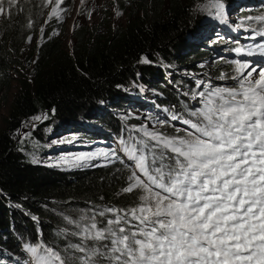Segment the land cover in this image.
<instances>
[{"label": "trees", "instance_id": "obj_1", "mask_svg": "<svg viewBox=\"0 0 264 264\" xmlns=\"http://www.w3.org/2000/svg\"><path fill=\"white\" fill-rule=\"evenodd\" d=\"M107 1L103 15L110 16L114 6L126 23L113 27L105 20L106 33L77 26L70 50L55 35L58 19L49 18L44 0H16L0 12V105L11 100L8 115L0 119V264H31L24 243L43 241L61 253L79 243L67 234L74 226L65 216L79 219L94 208L128 209L138 203V194L122 192L128 172L120 163L103 166L99 158L76 163L62 153L103 147L120 152L121 140L142 137L141 116L126 112L132 108L151 119L158 115L154 110L168 109L169 124L174 123L169 114L187 118L198 107L190 99L201 90L197 81L236 87L233 79L220 80L221 73L235 76L232 58L245 56L256 39V46H264L260 22L245 21L264 12V0H221L222 10L215 0ZM230 14L238 17L235 24L227 20ZM232 26L252 29L256 38L245 31L238 35H249V41L237 38ZM142 57L151 63H141ZM146 88L153 98L144 97ZM45 114L46 120H31ZM25 129L31 135L22 140ZM58 138L69 143L57 147L51 141ZM106 218L97 216L98 226Z\"/></svg>", "mask_w": 264, "mask_h": 264}, {"label": "snow or ice", "instance_id": "obj_2", "mask_svg": "<svg viewBox=\"0 0 264 264\" xmlns=\"http://www.w3.org/2000/svg\"><path fill=\"white\" fill-rule=\"evenodd\" d=\"M5 3L16 0H0V12ZM65 4L44 0L51 6L49 18L66 12ZM214 6L223 9L221 0ZM248 19L264 22V15ZM256 47L264 56V47ZM141 63L151 61L142 57ZM234 63L236 75L221 73L219 79H233L236 87L197 81L201 90L190 99L199 106L187 118L169 114V120L186 126L173 125L177 135L142 128L140 139L120 141V152L75 157L76 163L99 156L103 166L123 165L128 174L122 192L138 194V203L128 209L94 208L79 219L63 217L74 226L65 231L79 243L63 253L43 241L24 243L31 264H264V66ZM42 119L47 114L31 118ZM97 216L108 217L104 226H98Z\"/></svg>", "mask_w": 264, "mask_h": 264}, {"label": "rangeland", "instance_id": "obj_3", "mask_svg": "<svg viewBox=\"0 0 264 264\" xmlns=\"http://www.w3.org/2000/svg\"><path fill=\"white\" fill-rule=\"evenodd\" d=\"M71 1L72 2L74 1V3H75V6L73 8H70L67 3L65 5L61 6V7H65L66 6L67 11L64 12V13H61L59 18L56 17L58 19L56 22L59 24V27H57L55 29V35H59V36L62 37V39L65 41V48L67 50H70L72 45L74 44L75 39H74L73 33H74L75 29L77 28V26L98 27V29L100 30L101 33H106L107 27L104 24L105 20L109 21L108 24L113 26V27H117L119 25L125 24L126 21H127V17L114 6L110 7V9H111L110 16H108L106 18L103 15L105 6L109 5V2L107 0H86V3L84 5L81 4V0H71ZM50 8H51V6H50ZM236 9L237 8H233L231 10V12H234ZM254 9H257V8H254ZM89 10H91L90 17H89ZM117 12L122 13V15L118 16L116 14ZM63 14H65V15H63ZM260 15H264V12L257 13L255 16H250V17H256V16H260ZM237 19H238L237 16L235 17V16H232L231 14L229 16H227V20L229 22H232V24H235ZM245 21L253 22V23L254 22H258V21H253V20H249V19H246ZM64 27L66 29H62ZM232 27L235 28L234 26H232ZM256 27H259L262 30H264V22H260ZM251 30L252 29L246 30L244 28L243 30H241L240 33H243L244 31L251 33ZM230 31L233 32V29H230ZM233 35L235 37H237V38H242L245 41V39L243 38L242 35L241 36L238 35V34L237 35L233 34ZM251 35L254 36V33H251ZM246 36H249V35H246ZM40 37H41V34H40V36L38 38L36 37L35 42H38L40 40ZM33 41L34 40H31V42H33ZM215 51L219 52V50H215ZM218 54H217V57H220L221 55H218ZM213 58L214 57H210V59L207 61L208 64H211L210 68L213 67L212 66L213 65L212 64L213 63V61H212ZM231 61L233 62V64H231V65L234 67L233 73H234V75H236L235 69H236V67L238 65H237V63H234V62L250 61V58L249 57H244V56L242 57V56L237 54V56H234ZM253 75H255V74H253ZM132 91H134V90H132ZM143 92H144L143 95H144L145 98L146 97L153 98L152 97L153 93H152V89L151 88H146V89L143 90ZM138 102L143 103L142 101H138ZM144 102H147V101H144ZM140 103H134V105L138 106V107H140L142 109H145V107H144L145 105L144 104H140ZM10 105H11V100H9L8 102H2L1 103V105H0V119L1 120H4V118L8 115V112H9V109H10ZM128 105L130 106L131 104H128ZM147 105H149V103ZM126 112L129 115L133 114V113H136L139 116H141L143 125L140 126V128L138 129V131L141 133V135H143L142 132L140 131L142 128H144L146 130H153L155 128V129H157L159 131L164 132L165 135H177V133L173 129V125L175 127H177V128L186 127L185 125H182V124L174 121V123H172V122L170 124L168 123L170 126H169V129L165 132L163 130H166V128H168V127L166 125L162 126V125H160L157 122L158 119L159 120H166V118H165L166 117V113L165 112H162V111L158 112V111L154 110V112L158 113V115L155 118H152V119L148 117L149 115L147 114V112L141 111V110L136 109V108L129 109V112H128V110H126ZM123 114H125V111L123 112ZM180 126H182V127H180ZM26 132H27V129H25V131H23V133H26ZM103 135L105 137H107L109 135L108 130L104 131ZM51 143L57 145V147L63 148L64 145L68 144L69 142L68 141H62V138H58V139L52 140ZM109 149H111V148L103 147V148H99L97 150H90V151L81 150V151L74 152V153H62V154L70 155L71 158H73L75 160V157H78V156H80L82 154H96V153H98L100 151H108ZM113 149L116 150L117 147L113 148ZM61 157L62 156L60 155V156H57V159L53 158L52 164H54V161L58 160V158H61ZM96 158H99L102 161L104 159L103 157H99V156H96ZM83 161H87V160H81L79 162H83Z\"/></svg>", "mask_w": 264, "mask_h": 264}, {"label": "bare ground", "instance_id": "obj_4", "mask_svg": "<svg viewBox=\"0 0 264 264\" xmlns=\"http://www.w3.org/2000/svg\"><path fill=\"white\" fill-rule=\"evenodd\" d=\"M250 2H252V3H256L254 0H252V1H250ZM230 12H231V11H230ZM230 12H229V13H230ZM241 30H243V29H241L239 26H235V28L233 29V33L236 31L237 34H240ZM245 38H246V39H249L250 36H246ZM144 103L148 104L147 102H144Z\"/></svg>", "mask_w": 264, "mask_h": 264}]
</instances>
